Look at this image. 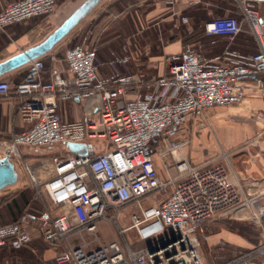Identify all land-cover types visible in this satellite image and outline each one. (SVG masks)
I'll use <instances>...</instances> for the list:
<instances>
[{
  "label": "built area",
  "instance_id": "2783aa9c",
  "mask_svg": "<svg viewBox=\"0 0 264 264\" xmlns=\"http://www.w3.org/2000/svg\"><path fill=\"white\" fill-rule=\"evenodd\" d=\"M226 1L235 12L227 8L202 24L212 45L218 39L228 42L213 57L186 45L163 54V73L145 75L128 69L132 54L125 44L103 62L95 47L77 44L64 49L63 68L49 55L47 78L42 57L25 65L20 80L0 78V98L16 97L23 122L3 156L22 159L21 148L56 150L54 173L43 182L23 162L34 195H44L52 207L39 214L26 207L15 219L0 221V248L28 245L34 228L48 244L64 243L54 264H207L201 254L208 239L205 223L243 208H256L252 216L260 222L264 201L241 192L226 152L192 164L183 150L190 125H199L208 110L240 104L252 91L264 97V0ZM165 3L172 6L174 0ZM55 7L56 0L8 2L0 10V30ZM241 33L251 35L254 52L231 49ZM68 101L89 102L88 109L80 118L64 119L59 105ZM68 143L84 144L87 153L71 152ZM167 189L153 205H141L143 197ZM130 204L138 210L120 226L121 209ZM101 222L114 223L119 234L133 230L144 245L136 248L119 239L95 244ZM215 264H264V233L253 247Z\"/></svg>",
  "mask_w": 264,
  "mask_h": 264
},
{
  "label": "crops",
  "instance_id": "0c3cea01",
  "mask_svg": "<svg viewBox=\"0 0 264 264\" xmlns=\"http://www.w3.org/2000/svg\"><path fill=\"white\" fill-rule=\"evenodd\" d=\"M13 1L17 0H0V10L6 3ZM165 1L166 0H102L70 32L71 34L69 33L65 38L67 40H71L74 36V39L78 40L79 38V40H81L79 41L80 44L88 47H95L97 59L100 62H103L108 58L109 52L111 50L120 52L122 49V45L125 44L132 54L131 61L128 64V69L133 72H139L140 69L137 68H140L141 66L145 67V70H149V68L153 65V56H157L159 54V52L155 53L156 46H152V43L154 41V43L158 44L157 41L159 39L161 40L159 35L162 36L161 33L158 35L156 32L155 35H157L158 38L156 39L155 37V39L152 40L149 39L151 34L150 32H152V34L153 32L155 33V26H163V23L166 22V20L170 22L174 21L173 25L176 26V23H178V19L180 18L179 11H186L194 5H189L190 0H174V4L172 6L166 5ZM202 5H205L206 7L207 3L203 2ZM183 17H185V15L182 16V18ZM7 28L9 27H6V29ZM13 30L14 29H12L11 27L7 32H4L3 34L0 33V53L3 52L4 49L10 50V47H12V45H14V43L25 33L22 32L18 35H15L13 33ZM72 33L74 34L72 35ZM249 37H251L250 34L241 33L235 37L232 42L233 45L231 46H233L234 50L244 53L243 50L250 46L247 44L249 43ZM251 39L254 42L252 37ZM57 45H55L47 54L42 56L45 62V78H47L48 76V69L50 66L49 55H54L58 59V65L60 67L63 68L65 66L62 59L64 50H56L55 47ZM21 50L23 49L20 47L19 49L10 52L8 55L1 56L0 61L13 54L18 53ZM179 51L180 50L174 52ZM163 54L159 56L162 57ZM135 60L138 61L135 62ZM24 68L25 66L17 68L0 78L9 77L15 81H18L23 76ZM106 70L107 67L101 66V73L106 72ZM146 75L149 74L146 73ZM254 98L259 99L264 97L262 96L260 91H252L245 98V100H251ZM16 102V97L12 93H10L6 97L0 98V157H3V148L5 147V144L10 140L12 134L19 132L23 128V122L17 115ZM88 103L89 102L86 101H68L59 105V111L64 119H77L85 114V111L88 109ZM233 106L232 107L234 108L235 113H244L246 108L252 107V109L250 110V115L254 117L255 123L257 124L256 131L252 127L249 128L248 125H239L237 127L227 128L226 132H222V136H224L225 133V139H230L231 137L236 140L243 139V142H245L240 155L242 164L239 166L240 168L238 166H234L233 171L237 176L241 192L245 195H257L258 201L262 202L264 201V101L241 102L240 104H237V106ZM213 114L214 112H210L209 115L205 114L206 116L201 119V123L199 125H190V128L193 130V135L191 136L190 142L193 139V136L196 135L194 134V131L199 132L200 130L206 128L208 125L211 127L216 121H218V119L216 120ZM216 126L219 130L220 127L218 122ZM230 133L232 136H230ZM189 144L190 143L186 144L185 148ZM197 145L198 143L193 142L192 148L196 147ZM24 149L25 152L21 151L23 155L22 159H10L13 162L18 174V179L15 183H23L21 185L22 188L20 189H23V186L28 184L24 180L26 179L25 175L23 174L22 176H20L21 169L16 167L17 163L13 161L14 159L18 160L20 163L26 162L30 166L37 182H43L54 173L51 156L56 153L55 149ZM190 150H188L189 156H191ZM215 155V153H209L202 157L201 155L199 156V153L196 152L195 156H191V158L196 162H193L190 157L187 158L192 164H200L205 160L213 158ZM25 170L26 169L24 168L23 171ZM31 183L32 195H34V184L33 182ZM14 184L10 186H13ZM7 187L1 189L0 194H3ZM21 192L24 193V190H20L19 193L15 192L9 197L6 194H4L6 196H0L3 198L0 204L1 222H8L15 219L23 211L17 198L20 197ZM33 198H36V196L34 195ZM47 206H49L50 208L52 207L48 201ZM47 206L43 205L42 210H44ZM255 210L256 208H243L242 210L236 212V214L218 217L221 220L231 218L237 222L242 221L250 224V226L254 229V232H256V236H254L255 238H253L252 240L246 237L247 235L244 234V231H241L243 234L233 233L231 231L228 232L232 236L239 237L240 242L242 239H245L248 244L234 242L233 240H230V238H227L226 235H222V232L213 230V226L219 223L218 218L212 219L204 224L202 230L208 234V239L207 241L203 242V247L204 251L208 250L209 253H213L215 257L213 262L221 263L231 258L235 254L253 247L262 240V235L264 233V215L261 217L260 222H256L252 216ZM34 231L38 232L36 229L32 228V232ZM220 242H224L223 248H219ZM31 243L32 240L30 244ZM46 252L49 253L48 250H46ZM46 252L43 253L45 254Z\"/></svg>",
  "mask_w": 264,
  "mask_h": 264
},
{
  "label": "rangeland",
  "instance_id": "374dc122",
  "mask_svg": "<svg viewBox=\"0 0 264 264\" xmlns=\"http://www.w3.org/2000/svg\"><path fill=\"white\" fill-rule=\"evenodd\" d=\"M82 0H56V7L53 12H51L48 15H42V16H37L34 18H31L29 20H26L24 22L18 23V24H13L8 26L9 28H5L3 30H0V33L3 34L4 32H7L11 27L13 30V33L15 35H18L19 33L25 32L24 35H22L15 43L10 47V50H5L0 53V57L3 55H8L10 52L15 51L19 49L20 47L24 49L25 47H28L29 45H32L39 40H41L43 37H45L49 32H51ZM195 1L194 5L187 9L186 11H179V16L180 18L178 19L177 25H173L174 21L170 22L167 21L163 23V26H155V33L150 32L152 37L158 38L156 34L159 35L161 33L162 36L159 35L161 40L159 39L157 41L158 44L154 43L153 41V46H156V52H159L157 56H153L152 59V67L149 68V70H145V67L137 68L140 69L139 72H142V74H158V73H163L165 71L164 64L162 63V57L159 55H162L165 52H170V51H178L184 48L186 45L193 46L196 50L200 51L203 56L209 58L213 57L214 55L218 54L221 52V50L228 44V42L224 39H218L215 43V45L211 44V41L204 37L201 32H200V26L201 23L207 19H210L212 17H217L221 16L226 12V9L228 7H231L232 4L229 1L226 0H190ZM205 2L207 3L206 7L205 5H202V3ZM204 6V7H203ZM204 9L201 11V9ZM196 10V11H195ZM189 12H194L198 13V17L201 18V20H196L194 18L187 17V22L184 23L182 21V16L185 15V13ZM176 19V17H175ZM169 20V19H168ZM71 34V33H70ZM74 33H72L73 35ZM186 34V35H185ZM185 35V36H184ZM151 37V36H150ZM71 38V36H70ZM81 40L74 39V36L72 37L71 40H67L66 38L63 39L58 43V45L55 47L56 50L58 51H63L67 46H72V45H77L80 44ZM233 42V41H232ZM232 42L229 44L231 48H233ZM247 43L250 45L248 48H245L243 51L244 53H252L256 50L255 43L252 41L251 37H249ZM148 45V44H147ZM148 47V46H147ZM138 61V60H137ZM135 60V62H137ZM45 64V62H44ZM136 66V65H135ZM136 68V67H134ZM136 69V70H137ZM263 99V100H262ZM258 101H264V98H259V99H251V100H243L242 102H258ZM237 106V105H236ZM235 107V106H233ZM232 106H227V107H217V108H212L210 111L206 112V115H209L210 112H214V117L216 121L214 125L211 127L208 125L206 128L203 130H200L199 132L194 131L196 135L193 136V139L189 140V145L185 148H183L184 153L186 157H190V159L193 162L194 161L191 156H195V153H199V156L201 155L204 157L205 155L209 153H215L219 155L221 152H226L228 155V163L231 169H234V166H240L242 163L241 159V151L244 147L245 142L242 140H236L230 137V139H225L226 134L224 133V136H222V132L225 131L227 128H232V127H237L239 125H248L249 128L252 127L255 129L257 128V124L255 123V119L252 115H250V108H246L244 113H235L234 108ZM205 115V116H206ZM219 124L220 129L218 130L216 124ZM261 131V130H260ZM190 139L191 136L193 135V130L190 129ZM230 136L231 133H230ZM229 137V136H228ZM250 141V140H246ZM193 142L198 143V145L194 148ZM192 148V149H191ZM187 149V150H186ZM191 149V150H190ZM188 150L191 151L189 156ZM22 152H25V149H21ZM29 152V151H28ZM27 152V153H28ZM214 156V157H215ZM17 163L18 168H20V176L23 174L25 175L26 179L25 182H27L28 185H24L23 189L21 184L15 183L13 186H9L5 189L3 194H0V196H11V194L15 192H20V190H24V193L26 195V198L28 202H32L34 200L32 195V190H31V185L32 181L29 179V174L27 170L23 171L25 168L23 162H19L18 160L14 159ZM240 168V167H239ZM44 170V169H43ZM26 173V174H25ZM27 180V181H26ZM168 190H165L162 193L159 192H154L151 195H148L146 197H143L140 200V203L143 207L153 205L156 201V198L163 196L168 193ZM10 193V194H9ZM6 194V195H4ZM11 198V197H10ZM21 206V209L23 210L27 206L26 204L23 203V201L20 199V197H17ZM40 202L36 203L37 207L42 208L43 205L47 206V198L43 195L42 197H36ZM35 202V201H34ZM43 203V204H42ZM30 204V203H29ZM31 206L34 207V205L30 204ZM55 212H58L57 208H53ZM138 210V207L135 204H130L126 208L121 209L118 222L120 226H127L129 223V218L128 215L131 212H135ZM218 222L215 226H213V230L215 231H220L222 232V235H226L227 238H230V240H233L234 242H240V238L236 236H232L228 232L231 231L233 233H242L241 231H244L245 236L252 240L256 236V232H254V229L250 226V224L242 221H235L234 219H220L218 218ZM223 229V230H222ZM244 229V230H243ZM243 234V233H242ZM89 239L90 237L87 236ZM112 239H119L121 241H127L132 247H141L144 245L142 241H139L134 233L133 230H128L123 234H119L117 232V227L115 226L114 223H106V222H101L99 224V231H98V240L95 241V244L99 242H106ZM242 239V238H241ZM255 242V241H254ZM253 242V243H254ZM240 243H246V240L242 239ZM204 245H201V254L204 259V261L207 264H213L214 260V255L213 253H209L208 250L204 251ZM1 250V249H0ZM26 250L30 251L33 255V262L34 264H54L53 258L54 256L64 250V243L62 245L56 247L53 245L48 244L40 235L38 232H32V243L27 246ZM46 250L49 251V253L46 252ZM3 254L0 253V264H18V256L16 251L12 252H5L3 250ZM43 252H46L45 254ZM21 258V257H19ZM217 263V262H216Z\"/></svg>",
  "mask_w": 264,
  "mask_h": 264
},
{
  "label": "water",
  "instance_id": "95a60500",
  "mask_svg": "<svg viewBox=\"0 0 264 264\" xmlns=\"http://www.w3.org/2000/svg\"><path fill=\"white\" fill-rule=\"evenodd\" d=\"M102 0H82L51 32L39 42L26 47L0 61V77L25 66L29 61L47 54L62 41ZM67 147L75 154L84 156L87 148L82 143H68ZM18 179L13 162L7 157H0V190L14 184ZM148 250L152 247L149 244Z\"/></svg>",
  "mask_w": 264,
  "mask_h": 264
},
{
  "label": "trees",
  "instance_id": "16d2710c",
  "mask_svg": "<svg viewBox=\"0 0 264 264\" xmlns=\"http://www.w3.org/2000/svg\"><path fill=\"white\" fill-rule=\"evenodd\" d=\"M229 9H230V11L231 12H235V8L233 7V6H231V7H228ZM204 9L202 8L201 9V11H203ZM196 11V10H195ZM198 13H192V12H189V13H185V16H187V17H190V18H194V19H198V20H201V18H199L198 16ZM205 21V20H204ZM204 21L201 23V26H200V32H201V34L203 35V32H202V24L204 23ZM186 35V34H185ZM184 35V36H185ZM150 36L152 37V35L150 34ZM204 36V35H203ZM205 37V36H204ZM149 39H155V37H153V38H150L149 37ZM152 46H153V44H152ZM231 49H233V48H231ZM234 50V49H233ZM20 198H21V200L23 201V203H25L26 204V202L28 203L27 204V209L30 211V213H32V214H39L41 211H42V208H40V207H37L36 206V203L37 202H40L37 198H34V200L32 201V202H28V200H27V198H26V195H25V193H23V192H21V194H20ZM2 200H3V198L2 197H0V204H1V202H2ZM14 201V200H13ZM35 201V202H34ZM14 203H15V201H14ZM32 204V205H34V207L33 206H31L30 204ZM16 204V203H15ZM24 209H26V208H24ZM23 209V210H24ZM30 245V243L28 244V245H26V246H24V247H22V248H20V249H10V248H8V247H4V248H0L1 250H0V253H4L3 252V250H5V252H12V251H16L18 254H17V256H18V260H17V263L18 264H34V262H33V258H34V255L30 252V251H28V250H26V248H27V246H29ZM19 257H21V258H19ZM218 263V262H217Z\"/></svg>",
  "mask_w": 264,
  "mask_h": 264
}]
</instances>
